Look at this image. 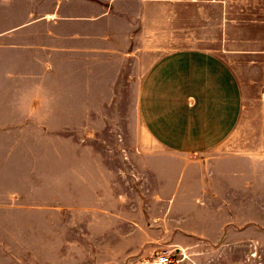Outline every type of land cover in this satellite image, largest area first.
<instances>
[{"label":"crops","instance_id":"crops-1","mask_svg":"<svg viewBox=\"0 0 264 264\" xmlns=\"http://www.w3.org/2000/svg\"><path fill=\"white\" fill-rule=\"evenodd\" d=\"M77 1L88 8L83 17L74 15V0H0V264H40L39 231L26 220L54 217L56 203L71 215L74 95L85 105L122 70L107 41L138 40L130 20L106 29L125 0ZM188 2L225 8L228 1ZM241 10L240 19H225L218 47L127 56L129 123L136 128L139 116L145 137L162 150L155 166L176 158L199 176L200 203L226 202L223 188L248 186L243 166L264 165L237 130L246 107L242 76L264 70V0Z\"/></svg>","mask_w":264,"mask_h":264},{"label":"rangeland","instance_id":"rangeland-1","mask_svg":"<svg viewBox=\"0 0 264 264\" xmlns=\"http://www.w3.org/2000/svg\"><path fill=\"white\" fill-rule=\"evenodd\" d=\"M181 1L125 0L124 11L110 13L106 29L130 20L138 40L107 41L105 50L117 62L120 53L122 70H115L99 97L84 99L85 105L80 93L74 95L72 213L65 216L63 204L56 203L54 217L25 224L39 231L40 264H154L165 252L175 259L172 264H264V165L243 166L248 186L223 188L226 202L200 203L194 186L199 176L174 156L176 161L155 166L152 159L162 150L145 137L139 116L136 128L129 123V51L156 58L179 48L218 47L225 19H240L248 2L198 8ZM87 11L74 0L75 16ZM246 72V107L237 130L240 141L258 147L249 154L261 160L264 70ZM217 189L212 187L213 198Z\"/></svg>","mask_w":264,"mask_h":264},{"label":"built area","instance_id":"built-area-1","mask_svg":"<svg viewBox=\"0 0 264 264\" xmlns=\"http://www.w3.org/2000/svg\"><path fill=\"white\" fill-rule=\"evenodd\" d=\"M175 262V259L169 252L159 254L154 262V264H172Z\"/></svg>","mask_w":264,"mask_h":264}]
</instances>
